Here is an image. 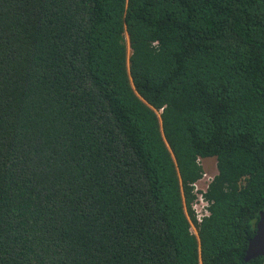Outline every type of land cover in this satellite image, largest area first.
<instances>
[{
	"label": "trees",
	"instance_id": "1",
	"mask_svg": "<svg viewBox=\"0 0 264 264\" xmlns=\"http://www.w3.org/2000/svg\"><path fill=\"white\" fill-rule=\"evenodd\" d=\"M263 210L264 0H0V264H264Z\"/></svg>",
	"mask_w": 264,
	"mask_h": 264
},
{
	"label": "built area",
	"instance_id": "2",
	"mask_svg": "<svg viewBox=\"0 0 264 264\" xmlns=\"http://www.w3.org/2000/svg\"><path fill=\"white\" fill-rule=\"evenodd\" d=\"M203 160V158H199L198 161L200 164L203 165ZM217 173L218 172L211 173L208 170H205L204 168L202 176L192 184L194 188L193 191L196 196L192 203V209L194 211V215L198 223H202L204 219L211 214V201L207 198L206 192L209 189ZM193 228L195 230H193ZM192 231L194 233H197V227L195 224H192Z\"/></svg>",
	"mask_w": 264,
	"mask_h": 264
},
{
	"label": "water",
	"instance_id": "3",
	"mask_svg": "<svg viewBox=\"0 0 264 264\" xmlns=\"http://www.w3.org/2000/svg\"><path fill=\"white\" fill-rule=\"evenodd\" d=\"M259 256H264V210L260 213L256 234L249 242L244 259L250 261Z\"/></svg>",
	"mask_w": 264,
	"mask_h": 264
},
{
	"label": "rangeland",
	"instance_id": "4",
	"mask_svg": "<svg viewBox=\"0 0 264 264\" xmlns=\"http://www.w3.org/2000/svg\"><path fill=\"white\" fill-rule=\"evenodd\" d=\"M203 167L205 168V170H208L211 173H215L218 171L217 169V160L216 158L212 157V158H205L203 160ZM193 230H195L193 228Z\"/></svg>",
	"mask_w": 264,
	"mask_h": 264
},
{
	"label": "clouds",
	"instance_id": "5",
	"mask_svg": "<svg viewBox=\"0 0 264 264\" xmlns=\"http://www.w3.org/2000/svg\"><path fill=\"white\" fill-rule=\"evenodd\" d=\"M218 169V168H217ZM218 172V171H217Z\"/></svg>",
	"mask_w": 264,
	"mask_h": 264
}]
</instances>
